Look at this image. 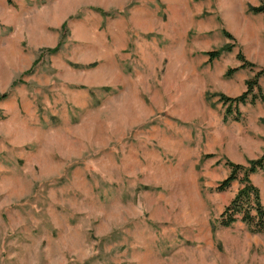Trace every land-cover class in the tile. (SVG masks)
I'll use <instances>...</instances> for the list:
<instances>
[{
	"label": "rangeland",
	"instance_id": "obj_1",
	"mask_svg": "<svg viewBox=\"0 0 264 264\" xmlns=\"http://www.w3.org/2000/svg\"><path fill=\"white\" fill-rule=\"evenodd\" d=\"M259 5L0 0V264H264V234L217 223L240 184L215 191L264 128L219 100L264 68Z\"/></svg>",
	"mask_w": 264,
	"mask_h": 264
},
{
	"label": "trees",
	"instance_id": "obj_2",
	"mask_svg": "<svg viewBox=\"0 0 264 264\" xmlns=\"http://www.w3.org/2000/svg\"><path fill=\"white\" fill-rule=\"evenodd\" d=\"M7 2L10 4L11 0H7ZM98 12L105 15L103 11ZM248 12L254 15L264 13V5H259L257 7L248 6ZM66 26L67 23L64 22L61 26V31L66 30ZM225 36L228 39H233L228 33H225ZM232 48L231 45H227L224 50L229 52ZM59 49L60 45H57L53 49H43L41 54H54ZM206 55L209 61H214L221 57L222 51H209ZM237 58L241 64L239 67L229 69L227 71L228 76L242 69L253 70L256 68L254 64L245 61L242 53L239 52ZM262 76H264V68L257 71L253 78L246 81V91L238 97L230 98L220 96V102L226 106L227 112H229L225 115L226 118H230L231 116V120L238 122L241 120V114L238 109L240 105H255L257 102L264 103V95L258 84V80ZM2 96L6 98V94ZM225 165L229 168L230 172L228 176L217 185L215 191L219 193L225 192L231 187L232 183L236 181L240 184V188L220 214L217 221L218 225L223 228H230L235 223L241 222L251 234H264V206L261 202L259 189L250 180L252 175L263 170L264 154L255 160L248 161L247 166L235 164L230 161H227Z\"/></svg>",
	"mask_w": 264,
	"mask_h": 264
},
{
	"label": "crops",
	"instance_id": "obj_3",
	"mask_svg": "<svg viewBox=\"0 0 264 264\" xmlns=\"http://www.w3.org/2000/svg\"><path fill=\"white\" fill-rule=\"evenodd\" d=\"M261 14H264V13H261ZM261 14H257V15H261ZM259 103L260 102H257L255 105H251V106L256 107ZM256 133L261 137V140L252 141V142H248L244 144V150L247 153V155H249L250 157L249 160H255L259 158L255 156L257 152L260 154V156L264 154V152L261 151V149H264V128L262 129L257 128Z\"/></svg>",
	"mask_w": 264,
	"mask_h": 264
}]
</instances>
